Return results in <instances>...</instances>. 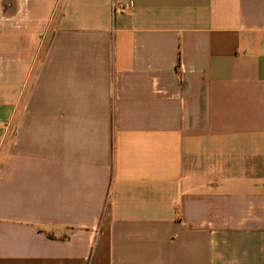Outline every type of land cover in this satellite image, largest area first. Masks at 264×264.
Listing matches in <instances>:
<instances>
[{
	"label": "crops",
	"instance_id": "0c3cea01",
	"mask_svg": "<svg viewBox=\"0 0 264 264\" xmlns=\"http://www.w3.org/2000/svg\"><path fill=\"white\" fill-rule=\"evenodd\" d=\"M0 264H264V0H0Z\"/></svg>",
	"mask_w": 264,
	"mask_h": 264
},
{
	"label": "built area",
	"instance_id": "2783aa9c",
	"mask_svg": "<svg viewBox=\"0 0 264 264\" xmlns=\"http://www.w3.org/2000/svg\"><path fill=\"white\" fill-rule=\"evenodd\" d=\"M113 12L126 13L133 8L132 2H115L112 5Z\"/></svg>",
	"mask_w": 264,
	"mask_h": 264
}]
</instances>
